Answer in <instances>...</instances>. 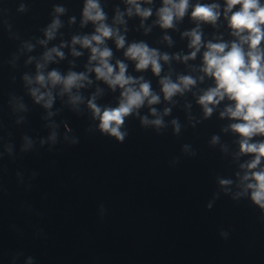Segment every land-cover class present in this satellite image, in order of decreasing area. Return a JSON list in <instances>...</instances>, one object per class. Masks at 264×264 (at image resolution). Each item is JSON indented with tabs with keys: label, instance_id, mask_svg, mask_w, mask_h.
Returning a JSON list of instances; mask_svg holds the SVG:
<instances>
[{
	"label": "water",
	"instance_id": "water-1",
	"mask_svg": "<svg viewBox=\"0 0 264 264\" xmlns=\"http://www.w3.org/2000/svg\"><path fill=\"white\" fill-rule=\"evenodd\" d=\"M18 2L0 0V9H7L14 29L25 39L39 35L38 30L49 22L53 4L63 3L69 15L77 18L81 7V0H27L29 11L18 14ZM105 2L111 15L119 0ZM191 26L186 20L179 27ZM128 28L129 41L142 39L169 53L185 48L179 31L170 33L174 43L169 48L158 28L144 35L135 18L128 21ZM62 31L67 40L72 34L91 31V26L81 29L77 21ZM17 44L0 25V136L17 147L14 159L6 156L0 161V264H7L17 251L34 256L39 264H264V223L250 201L234 202L222 195L211 210L205 207L217 190L215 177L233 172L230 162L208 146L210 136L218 133L223 123L215 116L196 129L185 128L179 137L173 136L171 129L157 135L130 117L125 125L128 136L121 144L87 131L90 120L64 108L57 119L70 125L79 143L20 154L24 134L38 137L47 132L41 109L28 97L25 101L30 111L22 126L14 123L7 106L10 94H24L20 75L27 69L22 60L15 70L7 63ZM40 51L38 48L37 54ZM113 51L115 58H123L122 52L114 47ZM86 59L85 52L76 61L77 70H82ZM54 66L63 70L67 60ZM172 68L185 71L175 62ZM129 72L140 75L133 72L132 65ZM143 75L158 88L150 72ZM185 100L190 101L191 96L181 100L172 113L182 123ZM102 102H114L113 94L106 93ZM192 111L199 113L195 105ZM184 143L193 145L194 158L181 155ZM175 157L180 162L172 167L170 161ZM17 171L24 173L26 181L30 173H38L30 188L17 183ZM101 204L105 207L103 218L99 216ZM221 229L230 232L227 241L220 238ZM37 230L44 235L37 236Z\"/></svg>",
	"mask_w": 264,
	"mask_h": 264
},
{
	"label": "clouds",
	"instance_id": "clouds-1",
	"mask_svg": "<svg viewBox=\"0 0 264 264\" xmlns=\"http://www.w3.org/2000/svg\"><path fill=\"white\" fill-rule=\"evenodd\" d=\"M107 7L105 0H81L77 18L69 15L63 3H55L39 35L26 39L14 29L7 9H0V25L9 40L18 42L7 63L15 70L22 60L27 69L20 75L24 94H10L7 106L14 123L22 126L30 111L25 101L28 97L41 109L47 132L38 137L24 134L18 152L27 154L45 147L52 151L61 143L77 145L79 137L70 125L57 119L64 108L86 116L91 122L87 131L121 144L128 136L125 125L130 117L157 135L171 129L172 135L179 137L185 128L196 129L215 116L223 123L219 132L210 136L208 146L230 162L233 172L215 177L217 190L205 207L211 210L222 195L234 202L248 200L259 210L258 220L264 223V0H119L111 15ZM28 11L27 0H19L16 13ZM133 18L139 21L144 35L158 28L169 48L174 43L170 33L179 31L185 48L169 53L142 39L129 41L128 21ZM186 20L192 26L180 30ZM77 21L79 28L90 25L91 31L64 39L62 30ZM58 39L59 43H53ZM113 47L122 52L123 58L114 57ZM38 48L42 51L37 54ZM85 52L86 62L82 70H77L76 61ZM66 60L67 68L54 66ZM173 62L183 65L185 71H175ZM130 65L140 75L130 73ZM146 72L156 79L158 88L145 78ZM106 93L113 94L114 102H102ZM188 96L191 100L181 106L182 123L172 113ZM194 105L198 114L192 111ZM16 154V145L0 136V161L6 156L14 159ZM181 155L194 158L197 152L192 144L184 143ZM179 162L180 158L175 157L170 166ZM37 175L35 171L30 173L26 181L24 173L17 171V183L30 188ZM104 215L101 204L99 216ZM36 235L44 234L37 230ZM219 236L227 241L230 232L221 229ZM7 264L39 262L17 251Z\"/></svg>",
	"mask_w": 264,
	"mask_h": 264
}]
</instances>
